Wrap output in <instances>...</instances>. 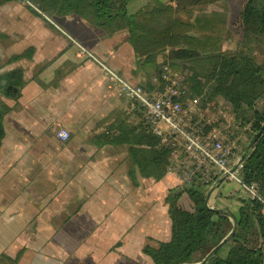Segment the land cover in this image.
Returning a JSON list of instances; mask_svg holds the SVG:
<instances>
[{
  "label": "crops",
  "instance_id": "crops-1",
  "mask_svg": "<svg viewBox=\"0 0 264 264\" xmlns=\"http://www.w3.org/2000/svg\"><path fill=\"white\" fill-rule=\"evenodd\" d=\"M30 48V59L7 64ZM101 64L154 90L157 68L138 63L125 27H100L73 11L47 16L18 0L0 6L1 72L22 69L25 82L18 101L0 96L10 108L0 145V256L21 251L16 264H153L142 249L173 237L167 195L192 207L174 174L139 176L118 137L124 128L134 139L143 114L108 87ZM60 129L67 142L56 138ZM207 198L209 208L234 215L244 195L221 180Z\"/></svg>",
  "mask_w": 264,
  "mask_h": 264
},
{
  "label": "trees",
  "instance_id": "trees-1",
  "mask_svg": "<svg viewBox=\"0 0 264 264\" xmlns=\"http://www.w3.org/2000/svg\"><path fill=\"white\" fill-rule=\"evenodd\" d=\"M11 1L17 0H0V6ZM29 1L47 16L73 11L100 27H125L138 63L157 70L167 64L173 72L186 77L187 100L200 99L206 104L223 98L232 108L234 130L246 137L241 150L251 144L243 156L239 179L247 186L254 185L264 201V60L258 62L253 57L254 53L264 57V0H247L243 6V50L232 54L220 49L225 31L222 15L196 14L198 9L221 0H147L133 12L127 9L131 0ZM33 51L30 48L12 56L7 64L30 59ZM2 69L0 96L18 101L25 85L23 70L1 72ZM159 88L154 85V90ZM9 111L0 100V145L4 138L3 120ZM119 129L118 141L129 145V158L139 176L163 178L170 150L160 145L147 126L134 139H130L126 129ZM208 193L201 185L188 189L191 209L178 205L179 193L167 195L173 237L170 242L142 249L153 264L198 263L230 233V218L214 211L217 207L207 208ZM234 218V234L207 264H264V203L242 199ZM21 254L18 252L15 259L1 255L0 261L16 264Z\"/></svg>",
  "mask_w": 264,
  "mask_h": 264
},
{
  "label": "built area",
  "instance_id": "built-area-1",
  "mask_svg": "<svg viewBox=\"0 0 264 264\" xmlns=\"http://www.w3.org/2000/svg\"><path fill=\"white\" fill-rule=\"evenodd\" d=\"M26 6L37 8L29 0H18ZM80 52L96 60L84 48ZM97 61V60H96ZM109 88H116L121 96L139 106L146 126L160 140V145L170 150L166 174H174L181 186L191 189L198 185L209 188L219 180L236 182L244 199H258L254 185L247 186L239 179L242 160H237L234 133V114L223 98L204 104L200 99L187 100L186 77L162 64L157 75L159 90L147 91L132 85L107 65L101 64ZM163 123L166 129L158 125ZM60 142H67L70 134L65 129L56 133ZM233 166L235 168L233 169Z\"/></svg>",
  "mask_w": 264,
  "mask_h": 264
},
{
  "label": "rangeland",
  "instance_id": "rangeland-1",
  "mask_svg": "<svg viewBox=\"0 0 264 264\" xmlns=\"http://www.w3.org/2000/svg\"><path fill=\"white\" fill-rule=\"evenodd\" d=\"M247 0H221L218 4L204 6L196 11V14H213L220 13L224 18L225 31L223 35V41L220 44V49L222 52L226 53H235L243 50L242 47V30L240 25V13L243 9V6ZM256 52V51H255ZM259 52V51H257ZM254 53L253 57L258 61L264 60V57ZM157 70V75H158ZM158 127L161 130L166 129V126L163 123H160ZM230 139L232 142H235L236 153L240 152L244 144H246V137L243 132H237L234 130V133L230 134ZM182 208L186 207V202L184 199L181 201Z\"/></svg>",
  "mask_w": 264,
  "mask_h": 264
},
{
  "label": "water",
  "instance_id": "water-1",
  "mask_svg": "<svg viewBox=\"0 0 264 264\" xmlns=\"http://www.w3.org/2000/svg\"><path fill=\"white\" fill-rule=\"evenodd\" d=\"M251 144H248L243 150L240 151L239 155H238V158L237 160H242L243 159V156L244 154L248 151V149L250 148ZM235 168V166H233V169ZM222 180V179H221ZM219 180V181H221ZM207 199L206 198V201H205V204L208 207L207 205ZM211 210H213L212 208H209ZM216 212H219V213H223V214H226L230 220L232 221V230L230 231V233L216 246L214 247L200 262L198 263H195V264H207L210 259L215 255V253L219 250V248L228 240L231 238V236L234 234L235 230H236V225H237V222H236V219L234 218V215L230 212H227V211H224V210H214Z\"/></svg>",
  "mask_w": 264,
  "mask_h": 264
}]
</instances>
